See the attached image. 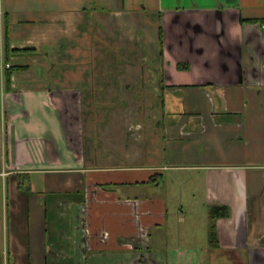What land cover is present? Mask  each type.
Masks as SVG:
<instances>
[{
	"label": "crops",
	"instance_id": "0c3cea01",
	"mask_svg": "<svg viewBox=\"0 0 264 264\" xmlns=\"http://www.w3.org/2000/svg\"><path fill=\"white\" fill-rule=\"evenodd\" d=\"M262 24L264 0H0V264H264Z\"/></svg>",
	"mask_w": 264,
	"mask_h": 264
},
{
	"label": "rangeland",
	"instance_id": "374dc122",
	"mask_svg": "<svg viewBox=\"0 0 264 264\" xmlns=\"http://www.w3.org/2000/svg\"><path fill=\"white\" fill-rule=\"evenodd\" d=\"M168 179H173V176L172 175H168L167 176ZM164 179L165 178H160L158 181L161 185V187H164ZM183 200H184V203H183V206L184 208L188 207L189 204L191 203H188L187 201H185L186 199L188 200V196L191 195L192 197H190L192 200L191 202L192 203V207L193 209H195L196 211V218L199 219L198 222L199 224L201 223V218H202V213L204 212L205 210V202H204V198H203V191H202V186H200V184H197V183H194V181H191L189 180L187 182V185H185L183 187ZM178 194V193H177ZM179 199V198H178ZM176 200V198H175ZM186 210V209H185ZM187 211V210H186ZM193 211V212H195ZM184 217H186V215H183ZM187 216H188V212H187ZM188 219H187V225L184 227V229L186 228H191L192 225H189L188 223ZM183 227V226H182ZM193 228V227H192Z\"/></svg>",
	"mask_w": 264,
	"mask_h": 264
},
{
	"label": "trees",
	"instance_id": "16d2710c",
	"mask_svg": "<svg viewBox=\"0 0 264 264\" xmlns=\"http://www.w3.org/2000/svg\"><path fill=\"white\" fill-rule=\"evenodd\" d=\"M8 63V62H6ZM178 69H188L187 65H178ZM13 67L9 65V67L5 70L4 79H5V88L8 90L10 76L13 71ZM229 215V211L226 207H213L209 210V218L210 224L208 227V243L211 247L216 248L218 244L216 228H215V220L219 217H227Z\"/></svg>",
	"mask_w": 264,
	"mask_h": 264
},
{
	"label": "built area",
	"instance_id": "2783aa9c",
	"mask_svg": "<svg viewBox=\"0 0 264 264\" xmlns=\"http://www.w3.org/2000/svg\"><path fill=\"white\" fill-rule=\"evenodd\" d=\"M262 29H264V24H262ZM5 67L8 68L9 64H6Z\"/></svg>",
	"mask_w": 264,
	"mask_h": 264
}]
</instances>
